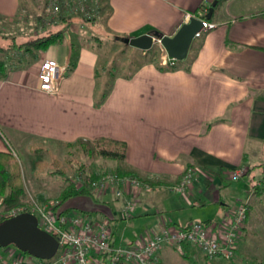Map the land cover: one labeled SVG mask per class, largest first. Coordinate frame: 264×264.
Masks as SVG:
<instances>
[{"label": "crops", "instance_id": "0c3cea01", "mask_svg": "<svg viewBox=\"0 0 264 264\" xmlns=\"http://www.w3.org/2000/svg\"><path fill=\"white\" fill-rule=\"evenodd\" d=\"M208 1L103 0L93 27L74 19L65 27L63 40L39 51L30 62L15 63L18 52L13 48L6 53L11 65L0 77V150L32 143L62 147L98 136L127 142L125 158L102 159L108 169L128 170L150 183L142 193L124 186V195L134 198L131 211L123 210L122 197L111 190L75 194L62 203L65 211H90L96 219H107L116 245L142 242L167 225L192 222H178L192 205L197 208L193 220L224 224L238 202L248 200L251 205L253 198L263 195L254 184L261 179L264 162V0L221 2L208 20L216 25L195 37L174 68L164 64L169 55L161 46L160 56L128 74L106 72L96 41L80 27H98L121 37L173 35ZM29 3L35 5L33 0ZM29 3L0 0V50L17 42L19 35L9 29ZM35 11L34 7L26 14L37 26L40 15ZM46 57L64 66L56 93L39 86ZM187 166L196 169L187 190L170 189ZM239 166H245L246 173L234 179L231 171ZM235 180L243 182L233 185ZM198 205L217 206L219 217L213 219ZM135 224L139 229L131 235L119 227ZM241 242L240 238L235 253ZM175 251L194 255L196 262L199 255L208 264H224L236 256L209 260L188 243L183 250L164 246L158 264H175Z\"/></svg>", "mask_w": 264, "mask_h": 264}, {"label": "built area", "instance_id": "2783aa9c", "mask_svg": "<svg viewBox=\"0 0 264 264\" xmlns=\"http://www.w3.org/2000/svg\"><path fill=\"white\" fill-rule=\"evenodd\" d=\"M64 1L54 0V3L67 4ZM58 5L56 4L57 7ZM215 25V22L204 20L203 27L196 33V37ZM175 60L168 56L164 59V64L173 63ZM63 74L64 66L56 58H44L39 72L40 88L49 93L58 92ZM195 172L194 166H187L181 178L172 183L171 189L184 193L192 183ZM245 172V166H239L231 171L230 176L234 179L240 178ZM103 178V181H106L105 185L117 187L115 196L122 197L125 212L132 210L134 198L124 195L126 191L124 186H131L133 190L141 193L150 187L148 181L130 174L117 175L114 172H107L98 180L101 181ZM139 187L142 188L141 191ZM57 202L36 201L29 206L17 205L8 209L12 215L24 211L35 213L38 216L39 226L58 237L59 247L56 254L45 259L33 255L28 257L21 249L4 248L0 251V264H101L99 253L107 251L110 252L108 258L111 262L158 264L159 252L164 246L183 250L188 243L198 246L209 260L216 257L230 259L235 255L238 241L243 235L249 205L248 200L238 202L224 224L215 222L211 225L203 220H194L183 225L170 224L151 233L142 242L116 245L107 219H96L90 211H65L62 204L56 205ZM2 205L1 198L0 206ZM0 215H2L1 209Z\"/></svg>", "mask_w": 264, "mask_h": 264}, {"label": "rangeland", "instance_id": "374dc122", "mask_svg": "<svg viewBox=\"0 0 264 264\" xmlns=\"http://www.w3.org/2000/svg\"><path fill=\"white\" fill-rule=\"evenodd\" d=\"M26 2L29 3V0H26ZM64 2H67V4L64 3L65 9H63L62 12L67 16L70 15V18H74L76 21H78L80 23L79 25H82L84 23H87V25L89 24L90 28L93 27L92 22L95 21L96 16L100 11L101 6L103 5V0H65ZM34 3L35 5L33 7L30 3L29 5H26L27 7L25 5L21 7V16L16 19L19 22L15 21L10 26L9 32L11 34L19 35L17 41H22L29 37L36 36L34 35V32L43 33L48 29L57 30L58 28H65L70 25V23H72L70 22L68 24H65V22H60L58 14L61 12V2L54 3V0H33L32 4ZM56 4H59V7H57ZM34 7L36 9L35 12H38L40 15L37 26H35L34 21L30 20L31 15L26 14L27 11L30 12V9ZM54 10L57 11L54 12ZM56 18H58V21L56 20ZM86 26L84 29L82 26L80 27L83 30L84 34L90 35L91 38L96 41V45L100 50V55L103 58L102 67L106 72L108 71L114 74H128L140 63L146 61L147 59H154L155 57L160 56L161 46H164L160 40L156 39L157 41L153 45L149 53H143L138 48L136 49L134 47L125 45L122 39L116 38V35H109L108 32L106 30H103L102 28H94L93 32L88 26ZM102 34H104V36H102ZM1 39L2 38H0V40ZM9 39L10 41H12L11 38ZM37 144L39 143L26 144V146H22L19 148L11 146L9 149L18 158L21 164L22 177L24 182V199L22 203H25V206H29L36 201H58L57 198H59L61 192L69 181H74L78 183V185L79 183L83 184L85 180H88L90 172L86 169L78 170L77 167L81 166L82 163H88L90 165V168L97 172H103L104 170L108 169L104 164V160L102 159L103 157H91L88 151L85 150L84 147L79 143L64 144L62 147L61 145L54 146L53 144L52 148L43 144H39L47 147V149L33 151L32 146ZM51 152H53V154H55L61 160L60 170L62 169L63 171H58V169L56 170L54 165H42L38 163L39 160L51 161ZM246 175L251 177L253 176L252 172H248ZM98 179L94 181L96 182V184H92L91 189L93 192H98L101 190L102 192L106 191L108 193L111 190V193H114V195H116V186H107L105 185L106 181H103L104 178L101 181ZM242 182V180H235L232 184L237 185L241 184ZM171 185L169 186L170 189ZM139 190L141 191L142 188L139 187ZM261 194L263 195L252 199L253 201L250 205V212L244 224L243 235L241 237L242 242L240 247H238L237 252L235 253V258L232 259L233 261L226 260V263L224 264H245V262L251 260L259 261L261 259H264V193ZM1 198L2 197H0V199ZM199 206L200 205L197 206L198 209H201V211L203 212L207 210L204 213L211 215L213 219L219 217L217 216V206H210L208 208H202ZM12 207L10 206L8 209ZM194 207L195 206L192 205L191 209H186L183 217L179 219L178 222L187 223L190 220L194 221L193 217L196 218L195 209L197 210V208ZM0 209L2 212V215H0V219H5L9 216H12L11 212L4 208V203L2 206H0ZM119 227L124 228L125 233L128 235H131L133 231L139 229L138 224H135L134 226L126 225ZM143 229L144 228H142V230ZM4 248H13L15 250H20L16 247L15 244L7 245V247H0V251H3ZM175 252L176 253H174L173 256V258H175V264H208L206 261L201 260L199 255V261L196 262L194 255L191 257H187L183 256L179 251ZM26 255L28 257H33L31 254Z\"/></svg>", "mask_w": 264, "mask_h": 264}, {"label": "trees", "instance_id": "16d2710c", "mask_svg": "<svg viewBox=\"0 0 264 264\" xmlns=\"http://www.w3.org/2000/svg\"><path fill=\"white\" fill-rule=\"evenodd\" d=\"M213 0H210L209 2L203 3V7L201 9L196 10L195 14L200 17H204L207 10L211 6ZM224 0H218V3L215 6V9L217 6L223 2ZM61 12L58 14V18H60V22H65V24H68L70 22L74 21V18H70V15H66L62 12L64 8V4H61ZM214 9V11H215ZM58 18L56 20L58 21ZM213 18V14L211 18L207 20H211ZM87 20V19H86ZM65 38V28H58L57 30L48 29L45 32L36 35L34 37H29L22 41H15L14 46L10 47H2V50H0V77H3L6 75V72L8 70V67L11 65L7 58V52L10 49H15L18 52V56L14 57L13 61L15 63H27L30 62L31 59L36 58L39 56V51L46 49L50 44L61 41ZM116 38H121V36L116 35ZM127 46V43L123 42ZM13 45V44H12ZM140 49V48H139ZM143 51V50H142ZM4 54V55H3ZM179 60H175V62H168L166 64L167 68H174L177 66ZM109 85H107L106 89H108ZM103 92V94L106 93V90ZM76 143H79L84 147L85 150L88 151L89 155L91 157L94 156H101L105 158H113V159H123L126 156L127 153V142L124 139L115 138L111 136H98L96 138L87 139V138H79ZM33 151H40L45 150L47 147L43 145H33L32 146ZM49 150V149H48ZM51 161H41L39 160L38 163L42 165H51L55 166V169L58 171L60 170V163L61 160L51 152ZM39 164V165H40ZM262 167V176L259 182H256L254 186L260 190L261 193H264V162L260 164ZM78 170H89L90 176L88 180H85L82 185H78V183L74 181H69L68 184L65 186L63 191L61 192V195L59 198H57V206L62 204L64 201H66L69 197L79 194V193H86L93 196L92 191V184L94 181H96L98 178L102 176L103 173L107 172H114L117 175H123V174H130L132 176L137 175L135 173L129 172L128 170H115V169H107L103 172H97L90 168V165L88 163H82L81 166L77 167ZM0 197L3 198L4 208L8 210V208L11 206L16 205H26L25 203H22L24 199V182L22 177V169L21 164L18 160V158L10 151V150H0ZM97 199V198H94ZM250 212V204L248 205L247 210V217ZM246 217V219H247ZM4 218H1L0 221H2ZM25 254H29L27 251H23ZM110 256V252H100L99 257L101 260V264H125L122 262H111L108 258ZM245 264H264V259H261L259 261H248L245 262Z\"/></svg>", "mask_w": 264, "mask_h": 264}, {"label": "water", "instance_id": "95a60500", "mask_svg": "<svg viewBox=\"0 0 264 264\" xmlns=\"http://www.w3.org/2000/svg\"><path fill=\"white\" fill-rule=\"evenodd\" d=\"M218 0H213L204 17L191 15L183 22L173 35L159 32H146L138 36H123L122 40L128 45L140 49H150L155 39L161 41L170 57L184 59L196 37L203 27V21L211 18ZM15 244L17 248L29 254L49 259L59 247L58 237L39 226L37 216L29 211L20 212L0 221V247Z\"/></svg>", "mask_w": 264, "mask_h": 264}]
</instances>
